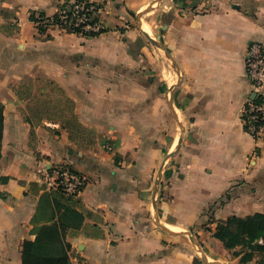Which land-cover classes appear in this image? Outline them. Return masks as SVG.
<instances>
[{
	"label": "crops",
	"instance_id": "0c3cea01",
	"mask_svg": "<svg viewBox=\"0 0 264 264\" xmlns=\"http://www.w3.org/2000/svg\"><path fill=\"white\" fill-rule=\"evenodd\" d=\"M62 1L0 0V264H21L22 243L51 225L64 226L69 263L264 264L261 239L227 249L213 236L264 215V141L241 122L264 0H91L101 35L38 34L31 14ZM34 82L71 99L87 135L76 143L48 119L31 135L16 88L34 98ZM58 165L86 178L77 197L43 186Z\"/></svg>",
	"mask_w": 264,
	"mask_h": 264
},
{
	"label": "built area",
	"instance_id": "2783aa9c",
	"mask_svg": "<svg viewBox=\"0 0 264 264\" xmlns=\"http://www.w3.org/2000/svg\"><path fill=\"white\" fill-rule=\"evenodd\" d=\"M59 6L63 9L57 11L56 21L51 17L35 15V26L44 29V33L49 29H58L79 33L77 35L99 33L104 29L96 17L98 6L91 0H63ZM243 67L251 89L241 111V122L248 135L256 141H264V41H253L246 46ZM41 182L45 189L55 191L66 199L77 197L87 184L83 175L60 166L43 170ZM70 264L91 263L74 257L70 259Z\"/></svg>",
	"mask_w": 264,
	"mask_h": 264
},
{
	"label": "trees",
	"instance_id": "16d2710c",
	"mask_svg": "<svg viewBox=\"0 0 264 264\" xmlns=\"http://www.w3.org/2000/svg\"><path fill=\"white\" fill-rule=\"evenodd\" d=\"M98 8V7H97ZM57 11L63 9L58 6ZM44 17V15L40 14ZM58 12L51 16L53 21L57 20ZM30 21L35 23V15L31 14ZM95 22V21H92ZM38 34H44V29L37 28ZM106 30L102 29L99 33H80L83 37H97ZM79 34V33H75ZM19 99L27 102L26 111L23 118L32 129L41 125V120L48 118V112L52 106L49 98H38L36 103L39 107L32 108L29 102L35 99L31 96V89L26 85H19L16 88ZM62 107L59 115L63 117L64 123L62 127L70 130L71 127L77 130L79 127L77 119L74 116V103L71 99L61 93ZM44 106V107H43ZM3 106L0 104V141L3 123ZM1 156V155H0ZM57 206V204H56ZM71 220H77L78 224L82 217L74 212H70ZM63 225H51L42 227L36 235L34 241H24L21 246V264H70L69 263V245L64 241ZM214 238L222 242L227 249H233L239 245L250 244L258 239L262 240V245H254L252 248L258 252H264V215L255 214L246 218H228L224 224H218L213 234ZM244 238L247 239L244 240Z\"/></svg>",
	"mask_w": 264,
	"mask_h": 264
},
{
	"label": "rangeland",
	"instance_id": "374dc122",
	"mask_svg": "<svg viewBox=\"0 0 264 264\" xmlns=\"http://www.w3.org/2000/svg\"><path fill=\"white\" fill-rule=\"evenodd\" d=\"M134 22H136V19H133ZM35 25V24H34ZM36 30H37V27L35 26ZM38 33V31H37ZM39 75V74H37ZM34 79V77H33ZM34 93L36 95V97H34L35 99H32L29 103V105L34 108V109H37V107H39V105L36 103L37 99L38 98H43L42 96H38L37 98V95H39L40 93H48L50 95V101L52 102V106L50 108V112H48V120H51V121H54L55 123H59V124H62L64 123V120H63V117L59 115V111L62 107V102H61V91L53 86V85H50L48 83H43V82H40V83H36L34 82ZM44 107V106H43ZM40 108V107H39ZM70 131H71V134H72V137H73V140L77 143V134H79L81 137H84L86 134V132L84 130H81V129H74L73 127L70 128ZM113 149L112 145L111 144H106L105 145V150L108 151V152H111V150ZM60 167H65V168H68L70 170H73L71 167L67 166V165H64V166H61V165H58ZM75 171V170H73ZM77 172V171H75ZM78 173V172H77ZM80 174V173H79Z\"/></svg>",
	"mask_w": 264,
	"mask_h": 264
}]
</instances>
